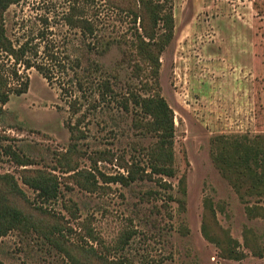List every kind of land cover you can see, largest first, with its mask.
I'll list each match as a JSON object with an SVG mask.
<instances>
[{
  "label": "rangeland",
  "instance_id": "rangeland-1",
  "mask_svg": "<svg viewBox=\"0 0 264 264\" xmlns=\"http://www.w3.org/2000/svg\"><path fill=\"white\" fill-rule=\"evenodd\" d=\"M166 6L173 38L154 51L174 118L173 178L150 173L156 138L122 106L148 79L132 45L139 20L118 14L134 0H17L6 12L9 39H34L38 61L54 54L63 70L48 83L21 69L27 92L0 105V176L37 225L0 237V264H264V0ZM0 62L8 72L1 52ZM78 122L84 139L70 129ZM131 165L141 171L129 186L107 182ZM35 171L54 175L57 199L23 183Z\"/></svg>",
  "mask_w": 264,
  "mask_h": 264
},
{
  "label": "trees",
  "instance_id": "trees-1",
  "mask_svg": "<svg viewBox=\"0 0 264 264\" xmlns=\"http://www.w3.org/2000/svg\"><path fill=\"white\" fill-rule=\"evenodd\" d=\"M166 1L168 0H165L164 3L153 0H134L133 10H129V12L118 10L121 12L118 14L131 16L135 26L139 20L141 31L138 30V27L135 28L132 45L138 51L140 61L146 64L145 70L148 71V79L141 85L144 95L132 93L129 95V99L124 100L122 106L127 110V104L131 101L133 108L137 109L138 114L146 119V131L156 138L155 144L146 154L150 173L155 176L173 178L175 176L173 168L174 118L173 112L158 92L157 79L160 63L159 55L154 51V49H164L173 38V17L171 12L166 9ZM16 3L17 0H0V52L11 62L8 72L5 65L0 62V105H5L11 95L20 96L27 92L28 77L23 72L20 73L21 69L22 71L35 69L48 83L54 78L53 68L56 67V64L58 72L63 70V66L56 61L54 54L40 52L43 56L42 60L38 61L39 46L32 44L34 39L28 38L22 42L18 41L16 44L9 39L5 15L10 6ZM75 27L86 30L91 35L94 32L91 21L86 19H79ZM108 46V42L104 43L98 54L103 55ZM44 47L46 48V45ZM51 61H54L55 64L50 63ZM101 88V98L104 93L111 91L107 82H103ZM76 104L77 100L75 99L71 104L74 111L79 110L76 108ZM79 124L78 122L72 125L70 129L72 133L80 134L79 139H84L85 134ZM137 167V165L125 167L126 175L120 174L106 180L129 186L139 177L141 170ZM22 180L25 185L37 193L43 203L55 200L59 196L58 183L52 174L35 171L34 175L25 176ZM87 183L92 186L89 180ZM0 185L4 186V189L0 188V237L13 230L28 231L30 228L36 230L37 225L33 223L30 215L25 214L14 202V199L18 198L26 199L16 181L8 175H3L0 176ZM180 192L184 195V190ZM10 196L12 199L9 198Z\"/></svg>",
  "mask_w": 264,
  "mask_h": 264
}]
</instances>
